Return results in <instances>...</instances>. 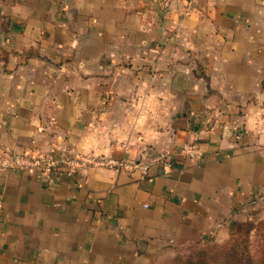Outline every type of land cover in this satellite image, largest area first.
Here are the masks:
<instances>
[{
	"label": "crops",
	"instance_id": "0c3cea01",
	"mask_svg": "<svg viewBox=\"0 0 264 264\" xmlns=\"http://www.w3.org/2000/svg\"><path fill=\"white\" fill-rule=\"evenodd\" d=\"M184 3L0 0V146L150 162L6 171L0 264H155L261 215L264 0Z\"/></svg>",
	"mask_w": 264,
	"mask_h": 264
},
{
	"label": "built area",
	"instance_id": "2783aa9c",
	"mask_svg": "<svg viewBox=\"0 0 264 264\" xmlns=\"http://www.w3.org/2000/svg\"><path fill=\"white\" fill-rule=\"evenodd\" d=\"M173 0H159L164 8H168ZM184 9L180 12L182 17L188 16L195 5L196 0H184ZM179 153L189 160H197L202 151L196 140L183 143ZM164 166L170 165L163 161ZM102 170L138 172L140 177L148 174L150 162L145 159L128 157H114L90 152H80L73 149H62L58 155L26 150H12L0 146V180L6 171H16L24 174L41 175L51 179L52 172H65L68 175L85 168Z\"/></svg>",
	"mask_w": 264,
	"mask_h": 264
},
{
	"label": "trees",
	"instance_id": "16d2710c",
	"mask_svg": "<svg viewBox=\"0 0 264 264\" xmlns=\"http://www.w3.org/2000/svg\"><path fill=\"white\" fill-rule=\"evenodd\" d=\"M258 231L257 247L251 253L248 247L250 232ZM243 237L244 241H238ZM186 264H264V219L256 224L248 221L239 233H233L222 245L200 249L184 261Z\"/></svg>",
	"mask_w": 264,
	"mask_h": 264
},
{
	"label": "rangeland",
	"instance_id": "374dc122",
	"mask_svg": "<svg viewBox=\"0 0 264 264\" xmlns=\"http://www.w3.org/2000/svg\"><path fill=\"white\" fill-rule=\"evenodd\" d=\"M260 210H261V215L259 217H256V218L248 220V221L252 222L253 224H256L258 221L263 220L264 219V204L262 205V208ZM248 221H246V222H248ZM246 222H244L240 225L241 230H243L245 228ZM241 230H239L236 233H239ZM244 240L245 239L243 237L238 238V241H244ZM247 240H248L247 249L250 250L251 253L255 252L258 240H260L258 237V231L253 229L250 232ZM223 243H224V241L218 242V241H215L214 239L209 237L208 239H203L199 242L181 245L178 247V249L175 251V253L172 256L164 257L162 255L159 262H156L155 264H186L184 261L186 259H188L189 257L194 256L200 249H207L210 247L219 246V245H222Z\"/></svg>",
	"mask_w": 264,
	"mask_h": 264
}]
</instances>
